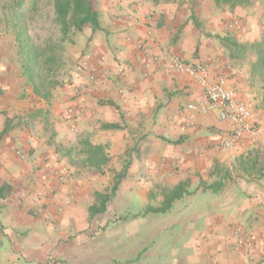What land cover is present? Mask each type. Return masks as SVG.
Here are the masks:
<instances>
[{"label": "crops", "instance_id": "0c3cea01", "mask_svg": "<svg viewBox=\"0 0 264 264\" xmlns=\"http://www.w3.org/2000/svg\"><path fill=\"white\" fill-rule=\"evenodd\" d=\"M89 1L100 30L72 35L73 52L82 57L48 100L23 77L14 35L0 20V264L84 263L81 239L95 194L90 198L89 183L74 173L82 168L71 157L80 140L106 147L108 162L97 173L117 188L104 213L130 204L140 212L127 216L121 227L127 234L139 216L155 215L147 209L160 205L162 189L184 182L188 195L169 210L176 217L169 224L181 227L171 240L174 264H264V129L231 150L216 149L229 123L197 113L185 123L181 112L200 99V88L158 61L146 76L143 56L203 63L264 121V96L249 65L236 66L219 40L260 41L264 0H241L232 10L211 0L192 6L184 0ZM107 124L117 128L102 127ZM52 169L71 175L68 183H58ZM54 189L60 194L51 196ZM236 229L251 237L249 250L236 243ZM119 234L115 227L111 239Z\"/></svg>", "mask_w": 264, "mask_h": 264}, {"label": "trees", "instance_id": "16d2710c", "mask_svg": "<svg viewBox=\"0 0 264 264\" xmlns=\"http://www.w3.org/2000/svg\"><path fill=\"white\" fill-rule=\"evenodd\" d=\"M169 2L171 0H162ZM192 3L194 0H184ZM215 7L227 6L233 9L242 4L241 0H211ZM41 0H0V20L14 35L18 48V55L21 64L23 77L26 78L33 93L43 99L51 97V91L61 87L64 83L56 80L55 74L58 69V46L46 45L37 47L34 45L28 34L26 24V13L28 10L36 11ZM54 23L59 27L61 42L71 39L76 32H81L89 27L93 31L100 30L98 13L94 10L89 0H51ZM191 19L194 20L191 9ZM227 57L237 65L246 63L249 65V75L252 82L259 86L264 96V35L260 41L238 42L231 36L219 38ZM251 58H253L251 60ZM69 81H67L68 83ZM264 98V97H263ZM105 129H116V125L107 124L102 126ZM77 155L83 157L81 165L83 168H93L100 172L101 168L108 162L105 153V146L94 145L87 140L77 142ZM212 184L206 189H212ZM117 185L114 184L111 192L95 193V203L89 207V216L93 217L105 211L106 204L114 194ZM162 201L156 208L149 207L148 212L165 213L170 210L172 203L188 195L186 183H179L172 189H162Z\"/></svg>", "mask_w": 264, "mask_h": 264}, {"label": "rangeland", "instance_id": "374dc122", "mask_svg": "<svg viewBox=\"0 0 264 264\" xmlns=\"http://www.w3.org/2000/svg\"><path fill=\"white\" fill-rule=\"evenodd\" d=\"M26 24L30 40L34 45L37 47L58 46L59 60L55 77L56 80L64 84L67 83L71 66L76 64L82 56L78 58L76 53L73 52L76 49V43L73 42L72 38L69 41L61 42L59 27L54 23L51 0H41L36 11L28 10ZM60 155L63 154L60 153ZM71 157L77 163L82 160V157L77 155V151L72 153ZM77 169L79 170L74 173L78 179L86 181L90 185L88 189L90 198H94L96 192L107 194L111 192L112 183L108 180V185H106L104 181H101L105 176L91 168L79 167ZM216 171L218 175L221 174V169L217 168ZM58 172L63 173L65 178L64 182H60V184L66 185L71 175L68 177L67 172L62 169H52L50 175L54 176ZM204 183L206 184V181ZM74 185L78 190L85 188L84 185L78 183ZM57 189L51 192V196L60 194ZM134 205H127L128 212L127 207H124L120 212L115 213L117 215L114 214L115 211H108L90 217L87 212L86 227L82 234L83 239H81L84 242L86 252L83 264H174L173 260H176L177 257L172 256L174 248L171 240H175L179 228H181L180 225L169 224L171 220L173 221L176 218L174 217L175 213L169 211L171 213L139 216V218H135L136 224L134 223L129 228L130 232L127 234L126 230L121 228L125 226L127 216L140 213L136 212L137 209L133 208ZM60 207L59 204L55 205V212H61ZM129 209H133L134 212H129ZM77 219L81 221L80 217H76ZM115 227H117L120 234L117 238L111 239V230H114Z\"/></svg>", "mask_w": 264, "mask_h": 264}, {"label": "built area", "instance_id": "2783aa9c", "mask_svg": "<svg viewBox=\"0 0 264 264\" xmlns=\"http://www.w3.org/2000/svg\"><path fill=\"white\" fill-rule=\"evenodd\" d=\"M152 30L148 31L151 40ZM144 68L147 76L151 65L155 62H162V66L167 73L184 74L194 82L201 91L200 99L195 103H190L181 112V117L185 123H189L190 114L200 115L216 114L219 120L229 123L230 131L216 145L220 151H228L236 147L244 138L255 139L264 129L262 121L255 110L254 104L250 101L239 99L236 92L227 85L225 78L213 76L209 73L206 65L200 62L185 63L178 56L165 54L162 58L144 52ZM16 155L24 159L25 155L16 150ZM55 180L64 182V175L55 173ZM52 192V190H51ZM236 243L240 246L251 248V237L244 235L240 230L234 231Z\"/></svg>", "mask_w": 264, "mask_h": 264}]
</instances>
